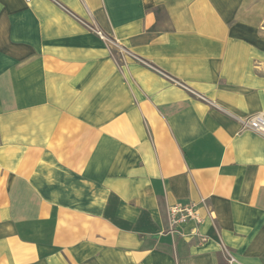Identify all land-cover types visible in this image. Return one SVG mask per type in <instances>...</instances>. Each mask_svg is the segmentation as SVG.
Instances as JSON below:
<instances>
[{"label":"crops","instance_id":"1","mask_svg":"<svg viewBox=\"0 0 264 264\" xmlns=\"http://www.w3.org/2000/svg\"><path fill=\"white\" fill-rule=\"evenodd\" d=\"M260 113L264 0H0V264H264Z\"/></svg>","mask_w":264,"mask_h":264},{"label":"built area","instance_id":"2","mask_svg":"<svg viewBox=\"0 0 264 264\" xmlns=\"http://www.w3.org/2000/svg\"><path fill=\"white\" fill-rule=\"evenodd\" d=\"M98 34L103 37L102 33L98 31ZM248 126L255 132L264 136V113H260L251 117L247 121ZM195 221L197 225L202 223V218L199 212L196 210L195 205H174L169 209V231L177 233V228L180 225H184L189 221ZM193 235H199V229L196 228L193 231Z\"/></svg>","mask_w":264,"mask_h":264},{"label":"rangeland","instance_id":"3","mask_svg":"<svg viewBox=\"0 0 264 264\" xmlns=\"http://www.w3.org/2000/svg\"><path fill=\"white\" fill-rule=\"evenodd\" d=\"M117 57V56H116Z\"/></svg>","mask_w":264,"mask_h":264}]
</instances>
